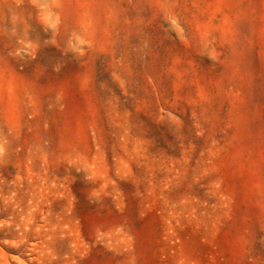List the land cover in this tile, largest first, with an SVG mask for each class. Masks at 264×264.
I'll use <instances>...</instances> for the list:
<instances>
[{
	"label": "rangeland",
	"instance_id": "374dc122",
	"mask_svg": "<svg viewBox=\"0 0 264 264\" xmlns=\"http://www.w3.org/2000/svg\"><path fill=\"white\" fill-rule=\"evenodd\" d=\"M0 264H264V0H0Z\"/></svg>",
	"mask_w": 264,
	"mask_h": 264
}]
</instances>
